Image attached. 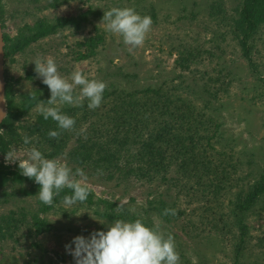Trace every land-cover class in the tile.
I'll return each instance as SVG.
<instances>
[{
	"label": "rangeland",
	"instance_id": "obj_1",
	"mask_svg": "<svg viewBox=\"0 0 264 264\" xmlns=\"http://www.w3.org/2000/svg\"><path fill=\"white\" fill-rule=\"evenodd\" d=\"M219 1L70 0L55 8L50 5V0H2L3 33L11 39L18 35L21 26L25 23L32 26L37 19L54 21L86 15V21L82 20L79 30L70 28L60 31L6 58L5 79L11 83L15 101L19 102L31 93L40 92L41 85H45L35 72L33 62L37 58L52 57L62 76L70 77L73 71L80 70L89 80L105 82L108 89L113 85L125 90L160 87L179 81L177 77L182 75L187 86L183 92L202 105L205 101L203 74L209 73L213 78L220 74L222 82L228 83V92L220 102L215 103V107L224 124L225 135L243 164V176L257 183L264 171V29L257 35L251 54L257 67L254 71L242 56L240 46L227 33L225 23L210 16V6ZM221 1L226 13L235 16L241 0ZM113 7H131L141 16L151 17V29L141 46L130 50L131 46L124 44L122 36L106 30L101 23L104 11ZM97 30L104 37L98 54L76 61L73 53L80 49L76 44L92 37ZM180 43L205 51L202 63L192 66V72L181 73L175 65V49ZM28 75L32 78L28 79ZM44 90H48V95L45 94L39 101L47 103L51 94L46 85ZM79 91L77 87L74 94H79ZM62 105L56 106L60 108ZM37 112L41 111L36 105L30 115ZM73 145L74 141L70 147ZM26 148L29 147L22 145L12 149L23 159ZM5 156L0 154V163L12 169L19 167V162L7 163ZM59 158L75 173V166L67 158ZM85 174L96 205L76 203L69 207L60 203L46 213H40V217L49 224V229L35 235L33 228L22 226L14 238L0 241V264H75V259L65 247L70 245L74 250L72 241L75 237L88 239L93 232H106L108 225L117 219L134 222V218L144 219L148 224L150 220L152 224L149 228L159 225L165 236L171 234L174 237L179 264H235V238L212 234L208 224L211 217L207 218L200 210L201 202L191 201L182 190L179 193L178 188L169 185H149L133 178L117 186L115 181L103 182L94 172ZM39 187L28 180L8 182L0 188V216L21 210L30 225L33 214L44 205L37 197ZM158 198L169 205L175 203V209L183 211V215L175 222L166 223L149 211V202ZM118 205L126 210L125 216L115 210ZM263 207L264 203L260 204L246 220L248 243L241 259L246 264H264V244L259 242L264 238ZM109 213L118 217L109 219Z\"/></svg>",
	"mask_w": 264,
	"mask_h": 264
},
{
	"label": "trees",
	"instance_id": "obj_2",
	"mask_svg": "<svg viewBox=\"0 0 264 264\" xmlns=\"http://www.w3.org/2000/svg\"><path fill=\"white\" fill-rule=\"evenodd\" d=\"M69 1L50 0V5L56 8ZM209 14L225 23L227 33L240 46L242 56L257 71L251 54L257 35L264 29V0H241L235 16L226 13L220 0L210 6ZM0 18L3 28L2 0ZM82 20L86 21V15L54 21L41 18L32 26L28 23L21 26L13 39L3 33L5 59L60 31L79 30ZM103 44V33L97 30L95 35L76 44L80 49L75 50L73 56L76 61L93 58ZM204 52L180 43L175 49L177 69L181 73L192 72V66L202 63ZM31 78L28 75V79ZM177 79L179 81L164 86L133 90L113 85L111 89H105L102 103L95 110L87 107L88 100L82 103L83 106L63 104L61 113L75 120L71 130H61L56 121L50 117L45 120L41 112L30 115L39 100L48 95L45 85H41L40 92L31 93L35 100L30 99L29 94L16 102L11 83L6 81L7 111L6 118L0 123V129L4 131L0 134V154L6 155L13 147L25 145L23 138L28 136L31 143L25 146H35L47 159L65 157L75 166L74 170L80 168L88 174L94 172L103 182L115 181L120 186L121 182L133 178L149 185L178 188L179 193L182 190L191 201L201 202L200 210L207 218L211 217L208 224L212 234L235 238V264H246L241 260L248 243L246 220L264 203V171L257 183L243 176V164L225 135L224 124L215 107V103L228 92V83L222 82L220 74L214 78L209 73L203 74L205 101L202 105L183 92L187 87L183 76ZM49 131L60 132L59 138H50ZM72 141L74 145L70 147ZM23 180L35 182L23 176L19 167L12 169L0 163V188L10 181L22 183ZM66 195H72V190L67 187L54 197L51 206L44 204L33 214L30 225L24 211L2 214L0 241L14 238L22 226L33 228L35 235L48 230L49 224L39 214L63 203ZM94 197L89 189L87 200L78 203L96 205ZM175 207V203L169 205L160 198L149 202V211L166 223L175 222L183 215V211ZM165 209H174L176 215H165ZM118 213L125 216L126 210ZM116 217L111 213L107 215L109 219ZM142 221L147 227L152 224L150 220L149 224L144 219ZM259 242L264 244V238Z\"/></svg>",
	"mask_w": 264,
	"mask_h": 264
},
{
	"label": "clouds",
	"instance_id": "obj_3",
	"mask_svg": "<svg viewBox=\"0 0 264 264\" xmlns=\"http://www.w3.org/2000/svg\"><path fill=\"white\" fill-rule=\"evenodd\" d=\"M101 23L107 31L122 36L124 44L131 46V50L144 43L153 21L150 16L138 14L134 8L113 7L104 11ZM33 63L35 72L51 94L47 103L39 101L37 104L45 120L50 117L61 130H71L75 125L74 118L62 114L56 105L83 106L82 101L86 98L90 110L100 107L107 87L105 82L89 80L80 70L73 71L70 77H64L52 57L37 58ZM77 87L80 89L79 94H74ZM30 99L35 100L36 97L30 94ZM0 103H6V98L0 96ZM0 118H6L2 110ZM3 133L0 129V134ZM48 135L50 138H59L60 132L49 131ZM23 143L28 145L31 139L24 136ZM23 155L25 158L21 159L16 150L11 149L6 153L5 161L19 162L21 174L40 185L37 197L42 203L51 206L54 197L65 187L72 190V195L63 197L66 206L87 200L89 188L82 169L77 168L73 173L61 158L47 159L35 146L24 149ZM115 210L120 212L121 206L118 205ZM164 214L176 215V212L174 209H165ZM72 244L75 245L74 250L70 245L65 247L75 259V264H179L180 260L174 237L171 234L165 236L159 225L153 228L145 226L142 219L134 222L117 219L108 225L106 232H93L88 239L77 236Z\"/></svg>",
	"mask_w": 264,
	"mask_h": 264
},
{
	"label": "water",
	"instance_id": "obj_4",
	"mask_svg": "<svg viewBox=\"0 0 264 264\" xmlns=\"http://www.w3.org/2000/svg\"><path fill=\"white\" fill-rule=\"evenodd\" d=\"M6 79H5V41L3 36V28L0 18V96L5 97ZM0 110L4 113L7 111V104L0 103ZM4 118H0V123Z\"/></svg>",
	"mask_w": 264,
	"mask_h": 264
}]
</instances>
